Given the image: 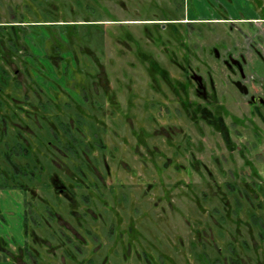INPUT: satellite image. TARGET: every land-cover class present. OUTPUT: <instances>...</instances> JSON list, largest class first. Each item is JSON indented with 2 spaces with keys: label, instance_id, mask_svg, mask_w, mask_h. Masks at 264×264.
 Segmentation results:
<instances>
[{
  "label": "rangeland",
  "instance_id": "1",
  "mask_svg": "<svg viewBox=\"0 0 264 264\" xmlns=\"http://www.w3.org/2000/svg\"><path fill=\"white\" fill-rule=\"evenodd\" d=\"M263 17L264 0H0V168L3 142L25 147L12 160L59 216L25 226L24 190L0 188V262L264 264V105L221 61L242 54L264 94Z\"/></svg>",
  "mask_w": 264,
  "mask_h": 264
},
{
  "label": "flooded vegetation",
  "instance_id": "2",
  "mask_svg": "<svg viewBox=\"0 0 264 264\" xmlns=\"http://www.w3.org/2000/svg\"><path fill=\"white\" fill-rule=\"evenodd\" d=\"M211 20H213V19H211ZM262 21H264V17L262 18ZM21 23L22 22H20L17 25L22 27L23 24H21ZM12 29H13L12 32H14L15 35L16 34L18 35V33H21V32H19V31H21V29H16V27H12ZM177 29L178 28L175 27L172 30V33H170V34L175 36L176 35L175 32L179 33L178 32L179 29L178 30ZM144 32L147 35L152 36L151 34H148L146 31H144ZM154 39H156V38H154ZM10 41H11L10 48H17L18 47V44H16L14 42L13 38H11ZM187 50L189 51V48H184L185 52H187ZM90 51H91V48L90 49L84 48L85 53H87V52L89 53ZM213 53L217 59L221 58L218 54L217 49L214 48ZM187 61H188V59H187ZM221 61L223 62V65H225L229 69H233L237 73V75L241 78L240 80L239 79L232 80L231 84L233 85V87L237 91L241 92L244 96H247L248 104L253 108H255L257 105H264V94L263 95H257V94L250 93L248 91L246 84L243 83L244 82V76H245L244 72H243V66L245 63V59H244L243 55L238 54V57L228 55L226 58H221ZM186 64L188 66V62H186ZM182 68H183L184 74H186V75H185V82H182L181 84H183V86L187 87L186 84L189 82L188 80L192 79L197 84V87H196L197 91L201 90L203 93L206 92L207 86L205 85L204 79L202 78V76L191 71V69L187 70V68H185V66ZM152 69H155V67H153V65H152ZM210 83L212 85V81ZM210 83H209V85H210ZM262 90H263L262 92H264V85L262 86ZM41 106H43V105H41ZM41 106H40V108H41ZM218 110H220L219 111L220 114H222V115L224 114V110L222 108L219 107ZM220 117L222 118V116H220ZM2 122H4V121L2 120ZM1 132H2L1 135H4L2 130H1ZM72 139L75 140V138L71 136V138L69 140H72ZM17 146H19L18 143H17ZM3 147H4V151L2 152V154L4 155L3 158H4L5 163L11 169V172L10 173H6V172L4 173L2 168H0V188L7 187V186H17V187H20L21 189L24 190V193H25V195H24V212L26 214L25 217L28 218L25 226H28V221H29L30 224H33L34 227H37L38 229H40V231L44 228V226H45V228L51 229V227H52L51 224L57 220V217H59L58 214H55L54 211L51 209V207H49V209H47L46 207H48L49 205H46L45 199L43 197L37 198L36 194L34 193V190L28 188L29 183L31 182V180H30L31 177L36 176V178L39 179V177H38L39 175L32 176V172L28 171V165L27 164H24L23 167L19 168V167H17L18 166L17 163L15 161H13V160H15L14 158L17 156H20L21 153L25 154L26 148L20 147V146L16 148L14 145H10L8 140L3 142ZM69 147H70V149H73L72 144H69ZM18 176H22V177L25 176L26 180L24 181V183H23V181H19V179H15ZM52 183L56 189L55 190L56 193L59 196H61V197L67 196V192L63 188V184L61 183V181L58 180L57 177L52 179ZM26 184H27V186H26ZM40 205H42V207ZM41 211L46 212L47 215H42L43 213H41ZM57 222H59V221H57ZM66 226H67L66 223H61V225H59L60 228H66L67 229ZM29 231H30V236H31L32 241L35 243H38V245H41L42 247H44V245H46L47 242H50L49 237L59 238L61 241L64 240V241H66V243L68 245H70L72 243L70 236L63 233V231H59L58 233L57 232L53 233V231L51 230V233L49 236L43 235L44 233H40V234H42V236H40L33 229H31ZM42 231H44V230H42ZM75 238H77V236L74 234L72 236V239L75 240ZM32 248L34 249V246ZM1 250H4V252L7 254V260L5 263H8V264H18L17 261L19 259L26 261L28 259H31V255H32V251L27 250L28 253L22 252V248H16L15 249L16 251H9L7 248L1 247ZM16 252H17V254H14ZM0 264H4V263L0 262ZM33 264H40V263H37L35 260H33Z\"/></svg>",
  "mask_w": 264,
  "mask_h": 264
},
{
  "label": "trees",
  "instance_id": "3",
  "mask_svg": "<svg viewBox=\"0 0 264 264\" xmlns=\"http://www.w3.org/2000/svg\"><path fill=\"white\" fill-rule=\"evenodd\" d=\"M252 218H253V217H252ZM234 260H235V259H234ZM234 260L232 261V262H233V264H234V263H235V264H237V262H235Z\"/></svg>",
  "mask_w": 264,
  "mask_h": 264
}]
</instances>
